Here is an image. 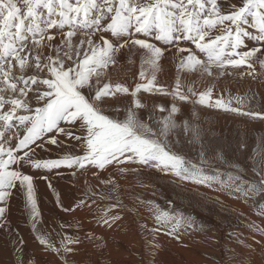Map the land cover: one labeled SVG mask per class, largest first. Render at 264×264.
Returning a JSON list of instances; mask_svg holds the SVG:
<instances>
[{"label": "snow or ice", "instance_id": "snow-or-ice-1", "mask_svg": "<svg viewBox=\"0 0 264 264\" xmlns=\"http://www.w3.org/2000/svg\"><path fill=\"white\" fill-rule=\"evenodd\" d=\"M246 41L256 46L248 47ZM166 53L173 55L178 73L212 77L215 69L222 77L244 69L241 76L246 72L255 78L257 65L264 70V0H0V231H13L10 201L19 194L35 240L54 253L59 264H75L69 257L85 241L99 242L102 249L104 238L90 230L81 237L79 222L76 234H64L58 243L40 227L36 173L64 212L92 210L96 198L114 200L97 205L93 212L95 225L111 230L122 219L115 211L122 202L114 177L100 179V173L110 168L121 175L154 169L244 203L253 200L256 215L264 218V150L257 153L260 159L251 168L253 176L247 177L244 164L227 161L225 147L205 148L199 125L179 118L176 101L261 121L264 111L252 110L248 97L236 96L238 106H233V98L214 96V85L197 90L184 85L180 75L171 88L157 83ZM122 55L130 65L139 57L140 82L134 87L110 80L109 69L120 64ZM142 91L171 96L173 102L167 108L156 105L162 115L144 118L139 113L146 107L139 96ZM117 94L130 96L131 104L123 109L102 106L106 97ZM178 129L191 133L190 145H199L196 160L174 150L179 140L169 138ZM49 146H55L56 156L50 155ZM245 148L239 145V150ZM208 150L216 161L227 164L226 171L210 162ZM63 169L73 170V176L92 171L101 185H111L110 191L98 196L89 187L90 196L65 207L49 175L60 176ZM141 203L148 205L156 225L141 224L151 237L153 256L162 247L156 241L158 234L179 239L181 229L196 223L194 217L162 209L154 201ZM61 227L73 225L61 222ZM249 228L264 236V226L252 222ZM16 237L15 264H35L34 258L24 259L18 230ZM238 243L245 241L238 238Z\"/></svg>", "mask_w": 264, "mask_h": 264}, {"label": "rangeland", "instance_id": "rangeland-1", "mask_svg": "<svg viewBox=\"0 0 264 264\" xmlns=\"http://www.w3.org/2000/svg\"><path fill=\"white\" fill-rule=\"evenodd\" d=\"M246 43L248 44V47L256 46L253 41H246ZM184 46L194 47L189 44H185ZM119 59L120 64L109 69L111 82H121L127 86L134 87L135 83L140 82L138 80L139 65H137L139 64V57L137 56V58H135V63L131 65L126 62L125 56H121ZM160 64V69L157 72V83L164 84L171 88L175 85L177 75H181L180 77L184 85L192 84L195 88H197V90H204L206 87L214 85V96L223 95L226 100L230 97L233 98V106H238L234 99L236 96L248 97L250 98L248 103L250 104L252 110L264 111V70H261L258 65L256 68L257 74L255 78H253L252 76L249 77L246 72L243 76H241L240 72L245 71L244 69L233 70L231 75L225 74L222 77L216 75L215 69H213L214 74L212 77H208L207 75L201 76L199 72L182 71L178 73L174 57L171 53H166L161 59ZM139 96L142 103L146 105L145 108L139 110L140 115L144 118H147L149 114L153 113L157 116L162 115L156 109V105H163L167 108L170 107L173 102L171 96L150 94L143 91L139 94ZM176 103L181 108L180 119L186 118L191 124L199 125L206 149H208L209 145L213 147L218 145L225 147L227 161H239L244 164L246 169L245 175L247 177L253 176L251 168L253 164L260 159V156H258L257 153L264 150V121L259 119L253 120L246 116L236 115L233 113H226L222 109L199 105L193 106L191 103H184L180 101H176ZM130 104V96L117 94L113 97H106L102 106L107 109L116 107L123 109L125 105ZM245 110H247V107ZM192 111H195L197 114L195 118L191 115ZM110 114L115 115L114 112H110ZM120 116L123 118V111H121ZM152 126L155 127V124ZM169 139L172 141H175L176 139L179 140L178 144H174L175 151L185 154L189 159L196 160L198 158L200 151L199 145L195 143L190 145L188 143V141L192 139L190 132L185 134L182 129H178ZM241 143L246 145V148L243 151L239 150V145ZM206 155L210 159L211 163L219 166L222 170H227L226 163L221 164L219 161L214 159L213 151L208 150ZM109 170L107 172L100 173L106 175H103L101 180H103V178L107 179L109 176H114V179L117 177L127 180V184L122 183L119 185L118 192L122 206L115 211L121 212V216L126 217L129 216L130 213L133 215L135 209L139 212L141 210L140 219L136 220L137 223L135 224V227L138 229L140 234L139 239L141 251L136 248L138 242L137 240L128 242L124 241L125 243L110 241V246H112L113 250L109 253V255H114L109 258L108 253H105L107 260L103 262L104 264H153V261L154 264H264V236L255 233L249 228V224L252 222L264 226V218L256 215V207L253 200H249L248 203H244L243 200L230 198L227 194L216 193L203 186L181 182L171 174H164L154 169L142 168L137 174L126 173L123 175L120 173L118 174L115 169L111 171L112 169L110 168ZM41 181L43 180H40L39 177H37L36 183ZM94 181L95 180H93V182ZM44 184L47 187V184ZM53 186L59 194H61V192H66L58 190L55 185ZM89 187L90 186H85L82 190V197L80 198L76 196L77 200L84 198L86 194L90 196V193H87V188ZM130 187L132 189H129ZM90 188L99 196V194H107L110 191L111 185L101 186L100 182H98L96 184V188ZM120 192H122V194ZM217 196H219V201L216 199ZM96 199L97 203L92 206V210L86 208L82 212L84 217L81 215L75 222L70 221L65 223H74L71 224L73 225L72 229L61 227L56 222H47L46 229L48 228V231L46 232L50 235V238L54 242L58 243L59 237L64 234L75 235L76 232L74 231V228L78 222L80 227H82L79 231V235L81 237L85 235L86 231L90 230L94 232L97 230L96 233L101 234L104 238H108L109 234L104 235L102 232L104 231L106 233L109 229L103 228V230L102 227L100 228L95 225L93 212L97 205L102 207L107 203H114L115 201ZM149 200L160 205L162 209H174L178 212L190 215L194 217L196 222L193 228L181 229L178 232L179 239L168 236L163 232L158 234L156 236V241L162 247L155 250V256L151 254L153 250L150 248L148 243L151 237L141 227V224L144 223H146L149 228L156 226L153 223L152 214L148 210V205L141 203V201ZM88 202L91 203V198ZM50 203L54 209L60 210L56 205L54 197L50 198ZM74 203L75 202L71 203L69 207H71ZM126 203L130 204L129 207ZM127 207L130 213H128ZM10 209L9 213L11 214L10 216L8 215L9 220L17 219L16 214L10 212ZM20 209L18 208V210ZM76 211L62 212L67 215L71 213L70 215H72ZM13 228L14 227H12V229ZM120 230L119 232L121 233L118 235L122 233L124 234L126 227H122ZM13 232L14 230L12 233H4L2 237L1 235L3 234V231L0 234V245L3 244V247L0 246V258L4 259L3 264H15L13 247L16 240V234ZM18 232L20 231L18 230ZM31 235L34 237L33 233ZM111 236L112 234H110V237ZM253 236H255V240L252 239ZM238 238L243 239L245 243H238ZM165 240L168 242L167 244L165 243ZM255 241H261V243L258 244ZM98 243L99 242L90 243L85 241L80 245H76V253H78L74 255L75 257L70 256L69 258L74 260L75 264H83L82 262L88 264V261L90 260L88 258L91 257V253L88 252L87 249L97 246ZM36 244L39 249L42 248L43 255L39 253L36 254L35 251L29 253L32 256L33 254H36L33 256V258H38L37 260L34 259L36 261L35 263L54 264L53 261L57 260L59 264L58 257L54 253L46 251L38 244L37 241ZM142 245L145 247H142ZM248 245H252V247L249 248ZM28 246L29 244L25 240L22 247L25 248ZM7 248L9 250H7ZM79 248L82 249L80 250ZM166 248L168 249V252ZM50 255L52 257V261L48 260ZM76 255L79 256V258H77ZM81 259L83 261H81Z\"/></svg>", "mask_w": 264, "mask_h": 264}, {"label": "bare ground", "instance_id": "bare-ground-1", "mask_svg": "<svg viewBox=\"0 0 264 264\" xmlns=\"http://www.w3.org/2000/svg\"><path fill=\"white\" fill-rule=\"evenodd\" d=\"M123 56V55H122ZM137 58V57H135ZM134 58V59H135ZM137 60V59H136ZM139 65V64H137ZM161 65V64H160ZM136 66V65H135ZM139 67V66H138ZM137 68V67H136ZM135 70V69H134ZM174 71V70H173ZM112 73V72H111ZM110 74V73H109ZM114 74V73H113ZM181 76V75H180ZM116 77V76H115ZM250 77V76H249ZM247 78V77H246ZM185 79V78H184ZM248 84V83H247ZM142 97V96H141ZM121 100V99H120ZM122 103V102H121ZM50 148H52V151L50 153V155L52 156H56L57 155V149L55 148V146H49ZM39 151V150H38ZM43 154V153H42ZM72 171L70 169H63L61 170V175L60 176H56L54 174H49L50 178L52 179V183L53 185L57 186L58 190H62V191H66V192H61L60 194V199L62 201V203L64 204L65 207H69L71 205V203L76 202L78 197H82V190L85 188V186H90L92 188H96V184L99 182V180H97L95 177H93L92 175V171H88V172H84L85 174H82V172H76L75 176L72 175ZM94 171V170H93ZM110 171V170H109ZM113 171V169L111 170ZM116 173V172H115ZM146 173V172H144ZM143 173V174H144ZM119 174V173H118ZM142 174V173H141ZM37 177H39V173H36ZM104 174H100V179L103 177ZM106 176V175H104ZM114 177V176H113ZM125 177V176H124ZM127 177V176H126ZM145 177V176H144ZM152 177V176H151ZM108 178V177H107ZM147 178V175H146ZM167 178V177H166ZM104 179V178H103ZM93 180H95L93 182ZM116 182L121 185L122 183L127 184V180H123L122 178H117L115 177ZM167 180V179H166ZM134 182V181H133ZM172 182V181H171ZM43 185H41V184ZM44 181H41L39 183H36V187H37V194H38V198H39V205H41L40 210L42 213V224L40 225V227L45 230L48 231L46 229V224L47 222H51V223H58L61 226V222L67 223L70 221L75 222L78 218H80L82 214V212L86 209H78L75 213H73L72 215H67L66 213L62 212V210H56L54 209V207L51 205L50 203V198L54 197L53 193L45 186ZM136 184V183H135ZM102 186V185H101ZM179 186V185H178ZM129 189H132L131 187ZM123 190V189H122ZM121 190V191H122ZM134 191V190H133ZM132 191V192H133ZM135 192V191H134ZM122 194V192H120ZM129 193V192H128ZM127 193V194H128ZM55 198V197H54ZM135 199V198H134ZM56 201V200H55ZM130 202V200H128ZM135 201V200H132ZM132 203V202H130ZM126 205L129 207V203H126ZM133 206V205H132ZM10 212H13L14 214H16L17 219H11L10 221L13 222L11 223V226L14 227L13 230L16 234V230H19V236L22 237V239L26 240V242L29 244L28 247L23 248L22 251V255L24 257L25 260L29 259V258H33L34 255L36 254H42V248H38V245L36 244V240L35 238L31 235L32 231L30 230V225L27 222V215L26 213L23 211V203H22V198L19 196V194H17L16 196H14L12 198V200L10 201ZM127 207V209H128ZM18 208L20 210H18ZM59 209V208H58ZM126 209V210H127ZM237 209V208H236ZM121 214V212H119ZM128 213L129 209H128ZM11 213H9L8 215L10 216ZM140 214H141V210L140 212L135 209L134 210V214L131 215V213L129 214V216H122V219L117 223V225H115L113 227V229L106 231V233L103 231L102 233L104 235L109 234L108 238H104L101 234L96 233L97 230H95L93 233L102 236L104 238V242H105V246L101 249L98 248L97 246L92 247L91 249H87L88 252L91 253V257H89L88 259H90L88 261V264H104L103 262H105V260H107V256L105 253H109L113 250L112 246H110V241H114V242H128V241H138L137 242V249H139L141 251V244H140V234L138 229L135 227V224L137 223L136 220L140 219ZM8 216V218H9ZM88 220V219H87ZM74 224V223H71ZM87 224V223H86ZM50 225V224H49ZM25 226V227H24ZM84 226V225H82ZM122 227H126L125 233L122 235H118L120 228ZM65 228V227H64ZM82 228V227H81ZM86 228V227H85ZM97 228V227H96ZM101 228V227H100ZM103 229V228H102ZM100 230V229H99ZM104 230V229H103ZM123 230V229H122ZM101 231V230H100ZM121 231V230H120ZM123 232V231H122ZM2 233V231H0V234ZM5 232H3V234L1 235V237L4 235ZM12 233V232H10ZM110 234H112V236L110 237ZM56 236V234H55ZM11 237V236H10ZM16 237V236H15ZM17 238V237H16ZM162 238V237H161ZM57 239V238H56ZM24 240V242H25ZM8 241V240H7ZM10 241V240H9ZM16 241V240H15ZM31 241V242H30ZM124 242V243H125ZM91 243V242H90ZM95 243V242H93ZM165 243L167 244L168 242ZM170 243V242H169ZM6 244V243H4ZM134 244V243H132ZM3 245V244H2ZM0 245V246H2ZM10 245V244H9ZM82 246V245H81ZM116 246V245H115ZM3 247V246H2ZM91 247V245H90ZM97 247V248H95ZM122 247V246H121ZM133 247V246H132ZM135 247V246H134ZM142 247H145L144 245H142ZM177 248V247H176ZM80 250L82 248H79ZM121 249V248H120ZM129 249V248H128ZM133 249V248H132ZM167 249V248H166ZM174 249V248H173ZM263 249V248H262ZM7 250H9L7 248ZM33 251L36 252V254H33V256L29 253H32ZM116 251V250H115ZM1 252V251H0ZM4 252V251H3ZM6 252V251H5ZM114 252V251H113ZM119 252V251H118ZM168 252V249H167ZM78 253V252H77ZM75 253V254H77ZM84 253V252H83ZM123 253V251H122ZM121 253V254H122ZM126 253V252H124ZM170 253V252H169ZM46 254V253H45ZM80 254V253H79ZM88 254V253H86ZM116 254V253H115ZM4 255V253H3ZM10 255V254H9ZM49 255V254H47ZM109 255L110 256H113ZM11 256V255H10ZM40 256V255H39ZM77 256V255H76ZM81 256V255H80ZM5 257V256H3ZM48 257V256H47ZM75 257V256H74ZM119 257V256H118ZM165 257V256H164ZM77 258H79V256H77ZM131 258V257H130ZM161 258V257H160ZM35 260H37L38 258H34ZM257 259V258H256ZM47 260V259H46ZM49 261H52V257L50 255V257L48 258ZM110 260V259H109ZM131 260V259H130ZM81 261H83L81 259ZM4 259L0 258V264H3ZM12 262V261H11ZM9 262V263H11ZM36 262V261H35ZM54 264H58L57 260L53 261ZM49 263V262H48ZM83 264H87L82 262ZM37 264V263H35Z\"/></svg>", "mask_w": 264, "mask_h": 264}]
</instances>
